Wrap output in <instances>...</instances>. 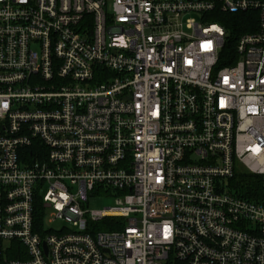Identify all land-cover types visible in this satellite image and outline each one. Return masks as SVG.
Returning a JSON list of instances; mask_svg holds the SVG:
<instances>
[{
  "label": "built area",
  "instance_id": "1",
  "mask_svg": "<svg viewBox=\"0 0 264 264\" xmlns=\"http://www.w3.org/2000/svg\"><path fill=\"white\" fill-rule=\"evenodd\" d=\"M242 10L219 64L209 14ZM244 172L264 178V0H0V264H264Z\"/></svg>",
  "mask_w": 264,
  "mask_h": 264
},
{
  "label": "trees",
  "instance_id": "2",
  "mask_svg": "<svg viewBox=\"0 0 264 264\" xmlns=\"http://www.w3.org/2000/svg\"><path fill=\"white\" fill-rule=\"evenodd\" d=\"M210 19H216L222 23L227 30V38L221 49L219 64L230 63L235 59V40L237 36L244 31H252L257 27V11L242 10L238 12H222L209 14ZM264 178L255 173L244 172L237 173L231 179V187L236 193L255 199L257 194L263 190ZM44 220L43 207L39 199L35 202L34 221L41 223ZM121 224V220L114 219V217H105L104 220L94 222V227L98 230L116 228ZM162 264H186L183 261L169 258Z\"/></svg>",
  "mask_w": 264,
  "mask_h": 264
},
{
  "label": "rangeland",
  "instance_id": "3",
  "mask_svg": "<svg viewBox=\"0 0 264 264\" xmlns=\"http://www.w3.org/2000/svg\"><path fill=\"white\" fill-rule=\"evenodd\" d=\"M195 17L194 15H187L185 17ZM115 204V198L113 195L104 194V193H98V194H92L88 197L87 200H85L84 205L85 207H89L91 209H102L106 206L114 205ZM51 207H48L45 211L44 215V229H52V230H59L62 227H70V224L64 223L61 220H54L49 221L50 214H51ZM108 230V229H105Z\"/></svg>",
  "mask_w": 264,
  "mask_h": 264
},
{
  "label": "water",
  "instance_id": "4",
  "mask_svg": "<svg viewBox=\"0 0 264 264\" xmlns=\"http://www.w3.org/2000/svg\"><path fill=\"white\" fill-rule=\"evenodd\" d=\"M43 246L45 247V249H46V245L43 243Z\"/></svg>",
  "mask_w": 264,
  "mask_h": 264
}]
</instances>
